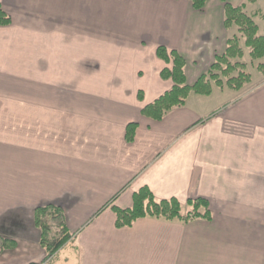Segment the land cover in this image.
I'll return each instance as SVG.
<instances>
[{
	"label": "crops",
	"instance_id": "obj_1",
	"mask_svg": "<svg viewBox=\"0 0 264 264\" xmlns=\"http://www.w3.org/2000/svg\"><path fill=\"white\" fill-rule=\"evenodd\" d=\"M227 4L264 15V0H0V236L17 242L0 264H264V79L142 112L174 86L159 47L189 86L226 53ZM143 188L206 199L211 219L118 228ZM49 205L73 235L52 260L35 224Z\"/></svg>",
	"mask_w": 264,
	"mask_h": 264
},
{
	"label": "trees",
	"instance_id": "obj_2",
	"mask_svg": "<svg viewBox=\"0 0 264 264\" xmlns=\"http://www.w3.org/2000/svg\"><path fill=\"white\" fill-rule=\"evenodd\" d=\"M197 11H203L208 0H190ZM250 3L256 0H247ZM264 15H249L244 7L225 6V26L227 29L238 28V34L229 40L226 53L217 58L207 75H203L194 86L187 84L185 75V60L176 52H169L165 47H159L157 56L170 68H165L161 75L171 79L173 88L158 98L154 103L143 109V115L155 120H162L175 107H182L192 94L208 96L213 91V85L219 88L228 87L240 90L251 81V76L240 63L244 57V48L250 50L252 60H264V35L259 34V26L255 17ZM11 18L0 6V27L9 26ZM233 60L234 63L232 62ZM259 68H264L262 63ZM236 74V75H234ZM135 125L127 130V140L133 141ZM117 227H131L142 218H153L168 222L179 221L187 223L197 219H211L209 201L203 198L188 200L181 204L177 199L157 200L149 189L143 188L134 195L133 208L117 210ZM35 224L41 232L40 244L45 249L47 259L52 260L58 252L71 241L73 235L69 231L64 211L61 207L49 205L39 207L35 211ZM17 242L14 239L0 236V255L14 250Z\"/></svg>",
	"mask_w": 264,
	"mask_h": 264
},
{
	"label": "rangeland",
	"instance_id": "obj_3",
	"mask_svg": "<svg viewBox=\"0 0 264 264\" xmlns=\"http://www.w3.org/2000/svg\"><path fill=\"white\" fill-rule=\"evenodd\" d=\"M249 53H250V50L247 48H244V57L242 59H240V63L245 65L243 68V71H245V73L249 74L251 76V78H254V81H256L257 79H259V80L264 79L263 78L264 68H259V66L262 63H264V60H262V61L252 60ZM234 61L235 60H233L232 62L234 63ZM234 75H236V74H234Z\"/></svg>",
	"mask_w": 264,
	"mask_h": 264
}]
</instances>
